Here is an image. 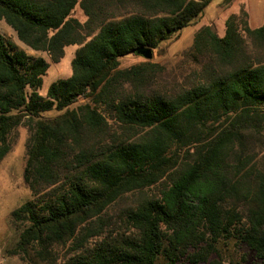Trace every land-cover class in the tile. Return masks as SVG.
Wrapping results in <instances>:
<instances>
[{
	"label": "trees",
	"instance_id": "16d2710c",
	"mask_svg": "<svg viewBox=\"0 0 264 264\" xmlns=\"http://www.w3.org/2000/svg\"><path fill=\"white\" fill-rule=\"evenodd\" d=\"M212 1L0 0V21L31 49L59 62L79 45L71 76L43 95L49 61L0 31V163L13 129L31 134L33 197L12 212L9 253L26 264H264V169L245 154L264 136V24L241 9L222 29L201 27L172 68H121Z\"/></svg>",
	"mask_w": 264,
	"mask_h": 264
},
{
	"label": "rangeland",
	"instance_id": "374dc122",
	"mask_svg": "<svg viewBox=\"0 0 264 264\" xmlns=\"http://www.w3.org/2000/svg\"><path fill=\"white\" fill-rule=\"evenodd\" d=\"M230 1L213 0L205 9L202 16L197 18L196 23L184 28L179 36L164 42L159 48L155 49L154 56L150 61L172 68L179 61L180 56L192 47L195 35L201 27L212 25L213 28L217 27L218 30L224 26L226 27V22L224 25L219 17L221 14L219 4L223 7ZM72 15L81 22H84L87 18L80 5H77ZM214 18H217L215 22H208L210 21L209 19ZM0 31L18 48L24 49L34 56H44L49 61L50 67L44 76L43 86L40 89L41 94L46 95L49 85L55 80L71 76L73 71L72 61L79 45L67 46L63 58L59 62H54L47 52L33 50L24 44L18 38L14 29L4 20L0 21ZM120 60L121 68H125L147 59L142 55L129 54L121 57ZM84 100L81 99V101ZM57 113L58 111L52 110L47 115H56ZM30 135V130L27 125L22 124L13 129L9 135L11 149L0 163V262L2 264H26L21 260L19 255H13L9 251L17 246L19 240V230L12 223V212L33 197L32 191L26 184L24 178L25 166L28 160ZM247 142L248 146L245 152V154L249 155L247 158L255 162L257 168L264 169V136L258 141H255L254 137L249 138ZM232 246L233 244L229 246L222 245V248L229 250ZM60 253L64 255L65 249H61ZM27 259L26 262L29 263V258ZM237 259L240 260L239 255ZM31 264L45 263L33 260ZM247 264L251 263L247 262Z\"/></svg>",
	"mask_w": 264,
	"mask_h": 264
},
{
	"label": "crops",
	"instance_id": "0c3cea01",
	"mask_svg": "<svg viewBox=\"0 0 264 264\" xmlns=\"http://www.w3.org/2000/svg\"><path fill=\"white\" fill-rule=\"evenodd\" d=\"M219 7L221 8L219 17L224 25L231 14L239 13L241 9L248 13V21L251 27L255 28L264 24V0H231L223 7L219 4ZM215 19L217 18L209 19L208 22H215Z\"/></svg>",
	"mask_w": 264,
	"mask_h": 264
},
{
	"label": "water",
	"instance_id": "95a60500",
	"mask_svg": "<svg viewBox=\"0 0 264 264\" xmlns=\"http://www.w3.org/2000/svg\"><path fill=\"white\" fill-rule=\"evenodd\" d=\"M139 55L144 56L146 59L150 60L154 56V50L152 48H141L138 53Z\"/></svg>",
	"mask_w": 264,
	"mask_h": 264
}]
</instances>
